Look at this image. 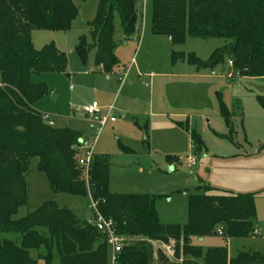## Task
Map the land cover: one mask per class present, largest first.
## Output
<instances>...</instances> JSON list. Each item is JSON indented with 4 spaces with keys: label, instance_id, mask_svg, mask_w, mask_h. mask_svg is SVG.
I'll return each mask as SVG.
<instances>
[{
    "label": "trees",
    "instance_id": "trees-1",
    "mask_svg": "<svg viewBox=\"0 0 264 264\" xmlns=\"http://www.w3.org/2000/svg\"><path fill=\"white\" fill-rule=\"evenodd\" d=\"M84 1L0 0V264H38L34 252H40L45 264H53L55 257L60 264H109V247L93 221L82 222L53 201L14 218L28 203L26 175L35 158L54 193L90 197L117 234L131 242L119 253L118 264H155L152 242L171 240L177 245L176 254L183 257L181 264H264L261 252L229 258L224 247L205 250L191 244L192 238L215 233L226 240L256 236L255 203L261 193L236 195L207 188L204 194L190 196L186 225L162 224L155 197L111 192L108 159L93 154L88 169L79 164L82 149H89L83 131L50 126L34 107L47 89L32 83V74L64 72L67 58L53 45L36 50L32 33L69 30L78 4ZM143 1L99 0L88 24L89 37L81 36L76 45L85 64L94 51L96 66L106 74L119 65L114 54L116 19L123 40H131L140 29ZM152 32L166 37L173 48L189 37L223 40L206 62L172 50L173 64L186 62L197 74L227 61L242 77L264 78V0H152ZM258 101L264 110V97ZM221 114L229 135H218L233 140L232 114L224 107ZM191 140L192 147L202 149L195 131ZM4 234L18 235L19 242Z\"/></svg>",
    "mask_w": 264,
    "mask_h": 264
},
{
    "label": "rangeland",
    "instance_id": "rangeland-1",
    "mask_svg": "<svg viewBox=\"0 0 264 264\" xmlns=\"http://www.w3.org/2000/svg\"><path fill=\"white\" fill-rule=\"evenodd\" d=\"M98 4L99 0L79 3L77 18L67 31H33L36 50L53 45L67 58L64 72L32 74V83L44 84L47 89L34 107L50 117L56 127L85 129L93 154L110 163L111 192L155 197L162 224L186 225L190 196L204 194L207 188L236 195L261 193L255 203L254 222L259 236L226 240L210 235L192 238L191 244L205 250L224 247L229 258L241 252L264 253V110L258 101L264 97V78L242 77L227 61L200 74L186 62L173 64V49L206 62L224 41L189 37L173 48L166 37L152 32V0H144L143 7L139 5V32L125 43L121 42L123 36L116 19L114 54L119 65L106 74L96 66L94 51L86 64L76 52L79 38L89 37L88 24ZM93 102L99 106L96 118L115 119L101 130L84 113ZM223 107L232 114L233 140L219 136L229 135L221 114ZM89 120L95 124L93 128ZM193 131L203 142L199 151L192 147ZM87 149H82L79 164L88 169L93 156L87 163ZM187 158L196 160V166L188 168ZM38 161L31 160L26 175L28 203L14 218H23L53 201L72 211L80 221L92 223L90 197L54 193L45 174L39 171ZM2 236L19 242L18 235ZM152 245L155 264L182 263L175 241H153ZM39 253H32V257L38 264H45ZM53 264H60L57 257Z\"/></svg>",
    "mask_w": 264,
    "mask_h": 264
},
{
    "label": "built area",
    "instance_id": "built-area-1",
    "mask_svg": "<svg viewBox=\"0 0 264 264\" xmlns=\"http://www.w3.org/2000/svg\"><path fill=\"white\" fill-rule=\"evenodd\" d=\"M229 65L232 66L233 65L232 62H229ZM98 109H99L98 104L94 102L92 103V105L84 108V113L88 116V118L94 119L98 125L99 130H101L108 122H114L115 119L112 117L109 119L96 118ZM43 119L48 125L55 126L54 121L50 117L44 116ZM96 138L97 135L95 138L92 139L93 143H95ZM92 155H93V145L89 147V150L87 151L86 154L87 163H90ZM186 164L188 168H193L196 166V160L192 158H187ZM89 209L93 213V224L96 225L97 230L104 235L107 245L109 247L110 250L109 264H118V255L125 246L126 243L125 239L117 234L113 223L109 220H106L101 215V213L97 209L96 203H94L92 200L90 202Z\"/></svg>",
    "mask_w": 264,
    "mask_h": 264
},
{
    "label": "crops",
    "instance_id": "crops-1",
    "mask_svg": "<svg viewBox=\"0 0 264 264\" xmlns=\"http://www.w3.org/2000/svg\"><path fill=\"white\" fill-rule=\"evenodd\" d=\"M121 38V42L122 43H125V41L123 40V37H120ZM127 42V41H126ZM94 103V102H93ZM89 122V124H90V128H93L94 127V123L92 122V121H88ZM109 123V122H108ZM111 123H113V122H111ZM74 130H79V131H83L84 133H85V135H86V130L85 129H74ZM87 136V135H86ZM256 231H258V230H256ZM257 236H259V232H257Z\"/></svg>",
    "mask_w": 264,
    "mask_h": 264
},
{
    "label": "water",
    "instance_id": "water-1",
    "mask_svg": "<svg viewBox=\"0 0 264 264\" xmlns=\"http://www.w3.org/2000/svg\"><path fill=\"white\" fill-rule=\"evenodd\" d=\"M214 235H217L216 233Z\"/></svg>",
    "mask_w": 264,
    "mask_h": 264
}]
</instances>
